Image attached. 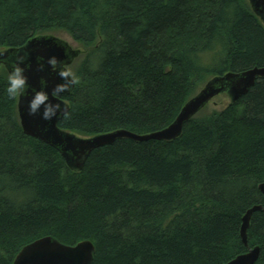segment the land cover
<instances>
[{
	"label": "trees",
	"instance_id": "obj_1",
	"mask_svg": "<svg viewBox=\"0 0 264 264\" xmlns=\"http://www.w3.org/2000/svg\"><path fill=\"white\" fill-rule=\"evenodd\" d=\"M62 32L84 50L58 127L82 137L168 127L211 78L264 67V27L247 0H0V49ZM0 72V264L52 237L90 241V264H226L260 248L264 79L222 110L200 112L170 142L127 139L82 171L27 137ZM223 97H226L222 95ZM227 98V97H226Z\"/></svg>",
	"mask_w": 264,
	"mask_h": 264
},
{
	"label": "water",
	"instance_id": "obj_2",
	"mask_svg": "<svg viewBox=\"0 0 264 264\" xmlns=\"http://www.w3.org/2000/svg\"><path fill=\"white\" fill-rule=\"evenodd\" d=\"M247 2L252 13L264 27V0H247ZM0 50L3 51L0 62L4 64L14 61L17 55L25 56L26 63L30 66L25 71L29 85L39 89L40 80L44 78L48 82L45 90L49 93L55 84L61 81L54 72L48 69L47 58L56 56L64 62V67L68 69L83 54L82 50L74 49L66 41L52 35L36 36L24 46ZM66 52L69 53L67 58L65 57ZM41 64L44 65L43 70L40 69ZM21 66L23 67V65ZM263 79L264 67H254L242 72H227L215 76L184 104L176 119L168 127L144 135L134 134L126 130H116L90 137L78 136L58 127L62 117L54 118L52 121H44L39 114L29 115L26 101L23 98L21 101H17V113L25 136L53 148L59 153L68 168L80 172L93 151L111 146L117 140L127 139L142 143L148 141L170 142L179 138L184 125L198 115L214 98L224 95L229 99L230 104H234L247 95L258 80ZM74 88L75 86L62 96L70 95ZM52 102L56 103L54 100ZM58 102L61 103L62 107L69 110L68 104L62 98H59ZM258 191L263 197V204L252 206L242 217L240 239L247 248V231L252 216L257 212L264 211V183L258 185ZM259 253L260 248L255 247L249 249L245 254L238 255L226 264H256ZM93 254L94 245L90 241H81L69 246L52 237H44L23 247L15 256L12 264H90L93 260Z\"/></svg>",
	"mask_w": 264,
	"mask_h": 264
},
{
	"label": "clouds",
	"instance_id": "obj_3",
	"mask_svg": "<svg viewBox=\"0 0 264 264\" xmlns=\"http://www.w3.org/2000/svg\"><path fill=\"white\" fill-rule=\"evenodd\" d=\"M2 55L3 51L0 50V56ZM68 55L69 53L66 52L65 57L67 58ZM46 63L48 69L54 72L61 81L55 84L50 93L45 90L48 82L44 78L40 80L39 89L29 85L25 71L30 66L26 63L25 56L17 55L16 59L8 64L0 62V72H4L6 76V96L12 101H21L23 98L26 101L28 114L33 116L39 114L44 121H52L58 117L68 120L71 114L66 107H62L58 99L61 98L62 94L68 93L78 83V79L73 72L64 67V62L56 56H49ZM43 68L44 65L41 64L40 69L43 70ZM53 100L56 103H53Z\"/></svg>",
	"mask_w": 264,
	"mask_h": 264
},
{
	"label": "rangeland",
	"instance_id": "obj_4",
	"mask_svg": "<svg viewBox=\"0 0 264 264\" xmlns=\"http://www.w3.org/2000/svg\"><path fill=\"white\" fill-rule=\"evenodd\" d=\"M52 36H55L61 40L66 41L68 44H70V46H72V48L74 49H80V50H84L78 43H75L71 40V38L62 32H57V33H52L50 34ZM84 56V55H83ZM83 56H79L77 60H75V62L73 63L72 66H70L68 68V70H70L71 72H73L74 74V69L83 62ZM229 104V99L223 96H218L216 98H214L203 110L202 112L204 113H210L213 111H219L222 110L224 107H226Z\"/></svg>",
	"mask_w": 264,
	"mask_h": 264
}]
</instances>
